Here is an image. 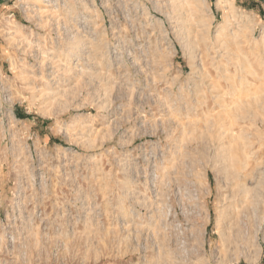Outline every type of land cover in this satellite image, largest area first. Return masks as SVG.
<instances>
[{
  "label": "rangeland",
  "instance_id": "1",
  "mask_svg": "<svg viewBox=\"0 0 264 264\" xmlns=\"http://www.w3.org/2000/svg\"><path fill=\"white\" fill-rule=\"evenodd\" d=\"M23 1L0 0V220L47 196L27 264H264V0ZM178 188L186 246L152 219Z\"/></svg>",
  "mask_w": 264,
  "mask_h": 264
},
{
  "label": "built area",
  "instance_id": "2",
  "mask_svg": "<svg viewBox=\"0 0 264 264\" xmlns=\"http://www.w3.org/2000/svg\"><path fill=\"white\" fill-rule=\"evenodd\" d=\"M178 191L183 196V199H186L185 203L182 202L178 206V211L176 212L175 208H171V210L164 209L159 212L158 208H156V215L152 219L154 225L169 226L175 223V226L179 228V242L181 240V243L186 246L193 235L190 231L191 220L195 219L198 221L202 217L203 212L198 192L195 189L189 192L188 188H178ZM191 194L196 202L194 204H190ZM13 198L14 200H12ZM46 198L47 196L41 193V198L35 200L30 198L25 190H20L17 195L11 197L10 201L3 206L2 219L0 220V242L5 243L10 250L2 257L1 264H27L25 240L27 237H31L28 233L29 230L42 225L46 219L43 217L45 209L41 204V200ZM17 200L20 202H17ZM56 239L59 240V235H57ZM16 248L18 249L17 253H13ZM55 263L63 264L64 262L56 258Z\"/></svg>",
  "mask_w": 264,
  "mask_h": 264
},
{
  "label": "bare ground",
  "instance_id": "3",
  "mask_svg": "<svg viewBox=\"0 0 264 264\" xmlns=\"http://www.w3.org/2000/svg\"><path fill=\"white\" fill-rule=\"evenodd\" d=\"M172 1H176V0H172ZM180 1V0H179ZM223 2H229L230 4H231V2H230V0H224ZM23 3L25 4V5H28V6H33L34 5V3H35V0H24L23 1ZM171 3V2H170ZM175 3V2H174ZM177 5V4H176ZM184 5V4H183ZM51 6H52V4H50V3H47V4H44L43 5V8L42 9H44V8H46L45 10H43V11H41L42 13H44V15H46V14H50V13H52L51 11H50V9H51ZM178 6H179V4H178ZM218 6H220V3H218ZM179 7H181V6H179ZM48 8H49V10H48ZM53 8V7H52ZM174 8V7H173ZM185 8V7H184ZM189 8V7H188ZM39 9V8H38ZM41 9V10H42ZM187 9V8H186ZM185 9V10H186ZM234 8L233 7H231V10H233ZM52 10V9H51ZM182 10H184V9H182ZM190 10V9H189ZM189 10H186V17H181V21L183 22V23H188L189 24V22H192V20H194V19H191L192 18V14L194 13L192 10L191 11H189ZM30 11V10H29ZM39 11V10H38ZM32 13L34 12V11H31ZM37 12V11H36ZM191 12H193L192 14H191ZM183 13V12H182ZM40 14V13H39ZM58 14V13H57ZM33 15H34V13H33ZM52 14H50V16H51ZM35 16V15H34ZM49 16V15H48ZM184 16V15H183ZM52 20V19H51ZM180 21V22H181ZM196 22V21H195ZM199 22V21H198ZM197 22V23H198ZM200 23V22H199ZM192 25V24H191ZM199 25V24H198ZM185 27V26H184ZM187 28V27H186ZM190 29V28H189ZM189 29H188V31H189ZM195 29V28H194ZM72 30V29H71ZM74 30V29H73ZM193 30V29H192ZM7 32V31H6ZM76 32V31H75ZM11 36V35H10ZM14 36V35H13ZM15 37V36H14ZM11 40V39H10ZM228 50V49H227ZM239 58V57H238ZM229 59V58H228ZM231 60V59H230ZM243 62V61H242ZM57 65H58V63H57ZM56 65V66H57ZM240 65V64H239ZM249 68V67H248ZM247 68V69H248ZM239 69V68H238ZM234 70H236V69H234ZM243 70V69H242ZM246 70V69H245ZM56 71H58V70H56ZM243 72V71H242ZM223 74H224V72H223ZM239 74H241V73H239ZM248 74V73H247ZM228 75V74H227ZM209 77V76H208ZM206 79V78H205ZM241 79V78H240ZM200 81H201V79H200ZM254 81H256V80H254ZM206 82V81H205ZM214 82V81H213ZM213 82H209V80H208V90L211 92V93H214V92H217V93H215V95L213 96H211L212 97V99H214L215 101L214 102H216L217 103V105H218V103L219 102H221V103H223L224 101L222 100L221 101V95L220 94H222V93H220V92H218V91H216L217 90V88H216V86L217 85H214L213 84ZM227 82V81H226ZM230 82V81H229ZM232 82V81H231ZM261 82V81H260ZM216 84V83H215ZM229 86H230V84H229ZM241 87H242V84H241ZM232 88V87H231ZM61 91H62V89H61ZM201 91V90H200ZM219 91H221V90H219ZM233 91V90H232ZM241 91V90H240ZM247 91V90H246ZM202 92V91H201ZM233 92H235V91H233ZM232 92V93H233ZM202 94V93H201ZM211 95V94H210ZM235 98V97H234ZM238 98V97H237ZM241 99V98H240ZM233 100V99H232ZM244 100V99H243ZM246 100V99H245ZM244 100V101H245ZM240 101V100H239ZM261 102V101H260ZM239 103V102H238ZM244 103V102H243ZM261 103H263V102H261ZM225 104H226V102H225ZM225 104L224 105H220V103H219V105L221 106V107H223V106H225ZM240 104V103H239ZM247 104V103H246ZM252 104V103H251ZM250 104V105H251ZM254 104V103H253ZM259 104V103H258ZM218 105V107H220ZM244 105V104H243ZM248 105V104H247ZM260 105V104H259ZM206 106V105H205ZM229 106V108H230V105H228ZM253 106V105H252ZM252 106H250V108H251V110L254 108V109H256L255 107H253L252 108ZM255 106V105H254ZM261 106V105H260ZM245 107H247V106H245ZM224 108H227L226 106L225 107H223V109ZM261 108H262V106H261ZM260 108V109H261ZM241 109V108H240ZM212 111V110H211ZM225 112V111H224ZM207 113H208V111H207ZM242 115V114H241ZM240 116V115H239ZM241 117V116H240ZM232 118V117H231ZM207 120V119H206ZM256 126V125H255ZM244 127V126H243ZM234 128V127H233ZM251 128V127H250ZM221 129V128H220ZM220 129H219V131H220ZM245 129V128H244ZM247 129V128H246ZM217 130V129H216ZM221 130H223V129H221ZM226 130V129H225ZM229 131V130H228ZM226 133V134H228V135H230L229 133H227L226 131H223V133ZM232 132V131H231ZM233 132L235 133V131L233 130ZM233 132L231 133V134H233ZM252 132V131H251ZM251 132H249L248 130H243V129H241V127H240V129H239V131H238V134L240 135V136H246V137H248L249 135H252L253 133H251ZM259 133V132H258ZM236 134V133H235ZM220 135H222V134H220ZM234 135V134H233ZM217 136V135H216ZM231 136V135H230ZM229 136V137H230ZM235 136H238V135H235ZM239 136V137H240ZM232 138V137H231ZM241 139V138H240ZM243 139V138H242ZM230 141H232V140H230ZM244 141V140H243ZM250 141V140H249ZM224 147V146H223ZM249 147V146H248ZM221 148H222V146H221ZM226 150V149H225ZM223 151V150H222ZM246 151V150H245ZM222 153H224V151L222 152ZM252 153V152H251ZM250 152H246V153H244L243 155H244V157L247 159L248 158V156L251 154ZM224 155H225V153H224ZM251 156V155H250ZM249 156V157H250ZM230 157V156H229ZM228 157V158H229ZM251 158V157H250ZM228 161V160H227ZM246 162V161H245ZM230 163V162H229ZM244 164V163H243ZM248 165V164H247ZM251 167V165H249V168ZM251 169V168H250ZM250 169H249V171H250ZM247 170V169H246ZM252 171H253V168L251 169V173H252ZM249 172V173H250ZM233 210V209H232ZM236 210V209H235ZM240 211V210H239ZM236 212V211H235ZM238 214V213H237ZM233 216H235L234 214H233ZM237 218H238V216H237ZM233 219V218H232ZM231 220V219H230Z\"/></svg>",
  "mask_w": 264,
  "mask_h": 264
}]
</instances>
